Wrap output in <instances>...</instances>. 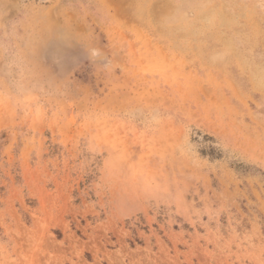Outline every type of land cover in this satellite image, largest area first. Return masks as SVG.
Returning <instances> with one entry per match:
<instances>
[{
    "label": "rangeland",
    "instance_id": "obj_1",
    "mask_svg": "<svg viewBox=\"0 0 264 264\" xmlns=\"http://www.w3.org/2000/svg\"><path fill=\"white\" fill-rule=\"evenodd\" d=\"M0 264H264V0H0Z\"/></svg>",
    "mask_w": 264,
    "mask_h": 264
}]
</instances>
